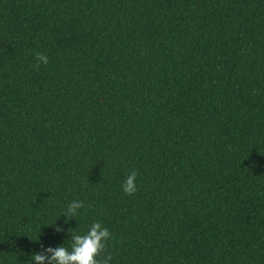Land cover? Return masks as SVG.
I'll list each match as a JSON object with an SVG mask.
<instances>
[{
  "label": "trees",
  "instance_id": "1",
  "mask_svg": "<svg viewBox=\"0 0 264 264\" xmlns=\"http://www.w3.org/2000/svg\"><path fill=\"white\" fill-rule=\"evenodd\" d=\"M95 221L110 264H264V0H0V264Z\"/></svg>",
  "mask_w": 264,
  "mask_h": 264
},
{
  "label": "clouds",
  "instance_id": "2",
  "mask_svg": "<svg viewBox=\"0 0 264 264\" xmlns=\"http://www.w3.org/2000/svg\"><path fill=\"white\" fill-rule=\"evenodd\" d=\"M35 68H39L41 64L48 65L49 58L44 53H36ZM137 172L131 171L125 178L122 189L125 195L132 196L137 192ZM85 204L83 201H72L62 214L68 220L75 219L83 209ZM67 222V221H66ZM54 224V223H53ZM63 229L57 225L56 232H61ZM70 239L67 245L58 247L44 248L41 245V251L34 253L31 257L35 264H110L112 255L106 254L107 242L111 238L110 230L103 226L100 221L93 222L84 234H79L75 231H70Z\"/></svg>",
  "mask_w": 264,
  "mask_h": 264
}]
</instances>
